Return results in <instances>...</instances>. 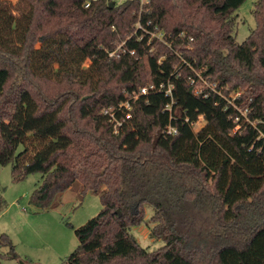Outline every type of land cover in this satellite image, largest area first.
Returning a JSON list of instances; mask_svg holds the SVG:
<instances>
[{"label":"trees","instance_id":"obj_1","mask_svg":"<svg viewBox=\"0 0 264 264\" xmlns=\"http://www.w3.org/2000/svg\"><path fill=\"white\" fill-rule=\"evenodd\" d=\"M88 1L21 0L30 11L16 18L0 0V166L15 182L41 175L38 209L77 181L103 206L63 264H264V0L242 44L232 16L247 0ZM121 44L127 53L109 57ZM198 74L221 95L196 94ZM150 81L173 86L172 98L140 99L115 130L103 111ZM142 225L164 243L157 251L132 235ZM0 246L19 260L4 234Z\"/></svg>","mask_w":264,"mask_h":264},{"label":"rangeland","instance_id":"obj_2","mask_svg":"<svg viewBox=\"0 0 264 264\" xmlns=\"http://www.w3.org/2000/svg\"><path fill=\"white\" fill-rule=\"evenodd\" d=\"M4 1L8 3L10 11L16 18L28 17L30 8L26 3H21V0ZM125 1L113 0L118 5ZM258 2L259 0H247L232 16L233 35L240 44L246 41L257 27L254 10ZM136 27L138 28V25ZM6 37L9 42L17 41L14 34L8 33ZM40 46L41 44H38L37 48ZM90 67L91 63L87 61L84 68ZM19 83L20 80L17 78L12 80L7 88L8 93ZM36 86L38 91L43 87L39 84ZM48 90L57 92L55 86L50 84L41 89ZM244 90L241 88L231 95L244 94ZM34 93L36 94V91ZM204 124V121H200L195 131L198 132ZM40 181V174H32L21 182H15L11 166H0V192L5 201L4 207L0 210V234L8 237L19 256V260L0 258V264H63L79 246L75 230L84 226L103 209L100 196L93 193L82 195V184L78 181L62 194L61 201H56L59 205L53 202L47 210L38 209L30 204V198ZM151 216L152 209L146 208L145 218L150 219ZM131 233L141 246L149 251H157L164 245L162 241L155 240L150 229L143 225L134 227ZM8 252V247L0 246L1 255Z\"/></svg>","mask_w":264,"mask_h":264},{"label":"built area","instance_id":"obj_3","mask_svg":"<svg viewBox=\"0 0 264 264\" xmlns=\"http://www.w3.org/2000/svg\"><path fill=\"white\" fill-rule=\"evenodd\" d=\"M98 0H89L86 4V7L88 8L91 4V2H95ZM143 1V0H142ZM152 37L153 39H157L159 42H165L164 39V33L163 32H154L152 33ZM123 45L121 44L118 46V48L116 49V51H112L109 52V57L111 58H118L120 57V54H126L127 51L123 50ZM131 55H134L135 52L131 51L129 52ZM176 70V68H175ZM198 77L200 79L201 82V86H198L195 89L196 94L198 95H203L205 98L208 97V94L204 93L202 88L204 87H208L210 88V90L212 92H218L219 95H221L220 91H217V85L216 83L213 84H209L208 81H206L205 79H203L201 77L200 74H198ZM193 83V82H192ZM173 86H170L168 89H165V85L161 84L159 86H157L154 83H149L146 86L140 87L138 90H134V91H129V90H125L124 91V100L121 101L118 106L116 107L117 110H115V107H110L107 108L103 111V115L109 117V121L114 125V129L117 130L122 124L123 122H127V121H131L133 119V111L135 109V105L137 104V102L142 99V98H148L150 95L155 94V93H164L166 97L168 98H172V90H173ZM232 96V95H231ZM240 96V93H235L232 98L236 99ZM166 111L171 112L172 110V103L168 104L165 108ZM118 114L121 116L122 120H120L118 118ZM200 121H204V118L201 116L199 117V120L193 124L194 128L200 123ZM239 128H236V131ZM165 134L167 135H177L178 130L168 126L165 129Z\"/></svg>","mask_w":264,"mask_h":264},{"label":"crops","instance_id":"obj_4","mask_svg":"<svg viewBox=\"0 0 264 264\" xmlns=\"http://www.w3.org/2000/svg\"><path fill=\"white\" fill-rule=\"evenodd\" d=\"M61 196H62V195L58 196V197L55 199V201H54L55 204H56V201H57V200H60V201H61ZM59 197H60V198H59ZM56 205H59V204H56Z\"/></svg>","mask_w":264,"mask_h":264},{"label":"water","instance_id":"obj_5","mask_svg":"<svg viewBox=\"0 0 264 264\" xmlns=\"http://www.w3.org/2000/svg\"><path fill=\"white\" fill-rule=\"evenodd\" d=\"M111 7L113 8V7H114V4H111ZM117 214H118V215H121V212L118 211ZM23 264H26V263H23Z\"/></svg>","mask_w":264,"mask_h":264}]
</instances>
